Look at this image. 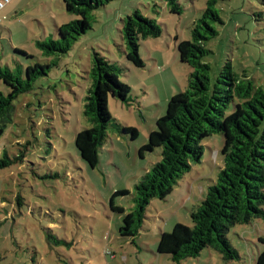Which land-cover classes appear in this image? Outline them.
<instances>
[{
	"label": "rangeland",
	"instance_id": "374dc122",
	"mask_svg": "<svg viewBox=\"0 0 264 264\" xmlns=\"http://www.w3.org/2000/svg\"><path fill=\"white\" fill-rule=\"evenodd\" d=\"M180 1L185 7L181 15L172 14L164 2L155 11L152 0H112L94 11L92 28L68 52L51 56L36 41L58 38L57 26L78 18L66 11L63 0H13L1 10L6 17L0 24V66L9 65L23 78L30 64L53 66L32 91L13 101L0 137V158L7 154L13 160L0 169V264H176L158 253V241L176 224H192V208L201 204L223 166L224 136L205 139L201 162L193 164L166 199L151 201L134 241L120 234L124 214L112 210L111 198L116 191L133 192L161 159L159 152L142 158L138 151L157 129V119L165 116L171 97L187 87L191 69L180 62L176 38L191 39L193 22L207 1ZM216 8L223 23L216 25L218 35L209 42L204 61L219 74L232 60L238 73L264 89V0H219ZM137 9L157 18L163 28L158 38L142 39L143 68L126 59L122 36L124 19ZM13 48L33 56L18 54L20 63L14 62ZM95 51L122 64L120 79L131 94L127 103L111 98L116 125L92 168L81 157L75 136L91 126L84 109ZM0 91H10L1 80ZM117 124L137 128L138 137L132 140ZM115 202L131 212L133 194L116 196ZM228 237L240 259L225 260L205 248L182 264H255L264 250L259 241L264 218L234 225Z\"/></svg>",
	"mask_w": 264,
	"mask_h": 264
},
{
	"label": "trees",
	"instance_id": "16d2710c",
	"mask_svg": "<svg viewBox=\"0 0 264 264\" xmlns=\"http://www.w3.org/2000/svg\"><path fill=\"white\" fill-rule=\"evenodd\" d=\"M111 1L63 0L66 11L78 18L58 25V38L39 39L36 45L49 56L65 54L92 28L94 11ZM152 1L155 11L160 2H164L172 14L181 15L185 9L180 0ZM206 1L202 15L193 22L191 39L176 38L180 62L191 69L187 87L171 97L165 116L157 119V129L150 132L148 142L138 151L142 158L159 152L161 159L141 176L133 192L116 191L111 198L112 210L124 214L120 234L134 241L151 201L166 199L193 164L201 162L205 139L214 134L224 136L223 166L201 204L192 208V224L178 223L171 233H162L158 241V253L176 264H182L189 257H198L205 248L215 249L225 260L240 259L239 250L232 244L228 232L236 224L264 218V89L256 86L247 74L238 73L232 60L226 62L219 74L214 72L211 63L204 61L211 51L209 42L218 35L216 25L223 23L216 8L219 0ZM1 10L0 24L6 17L1 15ZM162 33V25L154 16H146L139 9L128 15L122 29L126 59L143 68L145 61L139 52L142 39L158 38ZM13 50L14 55L33 56L20 48ZM14 55L13 61L20 63L19 55ZM52 66L40 62L30 64L25 78L9 65L0 66V80L10 88L8 94L0 91V137L4 134L13 101L21 93L32 91L36 80L47 76ZM124 70L120 62L94 52L89 71L92 85L84 109L91 126L75 136L81 157L92 168L98 166L100 149L109 137V129L116 125L112 123L114 118L109 110L111 98L129 102L131 87L120 79ZM232 104L234 108L228 112ZM118 128L130 133L132 140L138 137L135 127H121L120 124ZM12 162L4 154L0 158V169ZM132 194L134 206L126 213L123 206L116 204L115 198ZM259 241L264 244V237H259ZM255 264H264V250Z\"/></svg>",
	"mask_w": 264,
	"mask_h": 264
},
{
	"label": "built area",
	"instance_id": "2783aa9c",
	"mask_svg": "<svg viewBox=\"0 0 264 264\" xmlns=\"http://www.w3.org/2000/svg\"><path fill=\"white\" fill-rule=\"evenodd\" d=\"M12 0H0V10L3 9L7 4H9ZM0 21H2L0 17Z\"/></svg>",
	"mask_w": 264,
	"mask_h": 264
},
{
	"label": "crops",
	"instance_id": "0c3cea01",
	"mask_svg": "<svg viewBox=\"0 0 264 264\" xmlns=\"http://www.w3.org/2000/svg\"><path fill=\"white\" fill-rule=\"evenodd\" d=\"M13 2V1H12ZM4 16H6L5 14H3ZM203 192V191H202Z\"/></svg>",
	"mask_w": 264,
	"mask_h": 264
}]
</instances>
